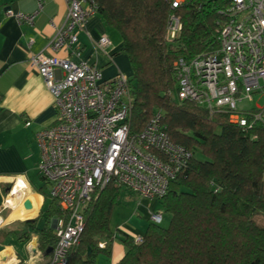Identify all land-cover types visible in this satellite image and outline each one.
Segmentation results:
<instances>
[{"label": "trees", "instance_id": "16d2710c", "mask_svg": "<svg viewBox=\"0 0 264 264\" xmlns=\"http://www.w3.org/2000/svg\"><path fill=\"white\" fill-rule=\"evenodd\" d=\"M93 2L95 15L119 35L120 54L132 70L130 133H140L160 113L164 132L192 155L170 181L167 194L155 200L158 213L169 216V225L148 219L141 244L120 233L125 255L118 264H264V127L244 131L226 115L209 114L177 97L174 63L217 50L230 0H192L181 6L182 29L174 42L165 39L171 0ZM45 186L38 193L48 200ZM120 193L111 183L89 204L80 243L69 253L68 264H93L98 254H111L115 235L110 221ZM62 216L58 202L50 199L39 217L44 218L41 229L38 219L22 226L38 234L46 250L56 241L50 223ZM26 230L10 234L28 239Z\"/></svg>", "mask_w": 264, "mask_h": 264}, {"label": "built area", "instance_id": "2783aa9c", "mask_svg": "<svg viewBox=\"0 0 264 264\" xmlns=\"http://www.w3.org/2000/svg\"><path fill=\"white\" fill-rule=\"evenodd\" d=\"M191 1L171 0L167 41L178 38L182 25L177 10ZM65 2L64 24L56 28L48 49L80 59L78 36L95 15L96 4L93 0ZM41 9L39 2L33 15L7 11L6 16L32 26ZM217 43L211 53L174 63L178 100L195 103L209 114H224L244 131L264 127V107L241 108L264 92V0H230ZM95 45L103 51L110 42L101 37ZM28 63L43 79L56 110L55 123L36 134L37 174L47 186L49 199L57 201L63 212L52 223L56 241L46 264H68V255L78 247L85 228L84 212L103 189L114 183L140 199H161L192 155L164 132L160 113L140 133H130L132 98L123 74L103 80L85 61L43 53L30 55ZM148 219L161 224L163 217L153 212ZM133 241L141 244L142 237Z\"/></svg>", "mask_w": 264, "mask_h": 264}, {"label": "crops", "instance_id": "0c3cea01", "mask_svg": "<svg viewBox=\"0 0 264 264\" xmlns=\"http://www.w3.org/2000/svg\"><path fill=\"white\" fill-rule=\"evenodd\" d=\"M39 2L42 9L35 16L32 26L19 25L14 18L6 16L7 11L33 15ZM66 13L65 0H0V232L6 233L0 235V264H46L51 254H46L48 248L43 250L40 247L38 234L22 226L25 222L38 219L37 227H43L44 218L39 217L50 199L45 200L38 189L30 186V181L31 176L37 174L40 161L36 134L51 127L56 120L54 100L43 79L30 68V55L43 53L48 57L69 58L74 62L85 61L99 71L103 80L130 71L128 59L120 54V38L97 15L90 18L84 32L78 36L80 59L69 57L64 51H50L48 45L56 28L64 24ZM101 37H106L110 42L103 51L95 45ZM27 123L29 126H26ZM18 181L26 185L23 196L24 189L21 188H18L20 194H14ZM135 198L139 209V213L136 212L138 219L134 213L122 210L121 214L126 219L114 225L115 230L110 226L115 235L111 254H98L93 264H118L125 255V249L118 239L120 233L132 239L143 237L149 225L147 217L150 213L159 212L157 205L150 207L144 203L145 200ZM26 200L31 203L30 211L23 208ZM112 216L114 219L115 210ZM141 217L142 220L139 219ZM55 220L49 226L53 232L52 223ZM24 229L30 233L28 239L10 234L25 232Z\"/></svg>", "mask_w": 264, "mask_h": 264}, {"label": "rangeland", "instance_id": "374dc122", "mask_svg": "<svg viewBox=\"0 0 264 264\" xmlns=\"http://www.w3.org/2000/svg\"><path fill=\"white\" fill-rule=\"evenodd\" d=\"M113 33L115 34L116 37L119 38V35L116 32L113 31ZM121 57H124L125 59H127L126 56H124V55H121ZM127 64L129 65L128 61H127ZM129 67H130V65H129ZM129 70H130L129 73H122L128 79L132 77L131 68ZM256 107H264V92L261 95H254L251 102H245L243 105H241L242 109H248V110H254ZM31 177H32V181H30V182L32 185H30V186L32 188L37 190V189H39L45 185L44 182H42V180L40 179V177L37 174H35L34 176H31ZM45 190L47 192V186H45ZM135 197H137V196L132 194L126 188H121L120 204L116 208H114L116 216L114 219L112 216L111 221H110V226L112 227L111 228L112 230H115L116 224H119V222H121V220L126 219V217L123 214H121L122 210L123 211L128 210L129 214L134 213V216L136 217V219H138L136 212L139 213V211H138L139 209L136 207L135 202L137 201V198H135ZM144 203H147V205H149L150 207H154V205L156 207V205H157V208L159 209V204L156 201H146L145 200ZM150 204H153V205H150ZM151 209L153 210V208H151ZM147 218H149V216ZM139 219L142 220V217ZM115 221H116V223L114 224L113 222H115ZM168 225H169V216L163 214V223L161 224V226L167 227Z\"/></svg>", "mask_w": 264, "mask_h": 264}, {"label": "water", "instance_id": "95a60500", "mask_svg": "<svg viewBox=\"0 0 264 264\" xmlns=\"http://www.w3.org/2000/svg\"><path fill=\"white\" fill-rule=\"evenodd\" d=\"M10 192V191H9ZM23 208L24 210L26 211H30L32 209V206H31V203L26 200L23 202ZM52 252V247H49L47 250H46V254H50ZM90 253V249H88V254Z\"/></svg>", "mask_w": 264, "mask_h": 264}, {"label": "bare ground", "instance_id": "6f19581e", "mask_svg": "<svg viewBox=\"0 0 264 264\" xmlns=\"http://www.w3.org/2000/svg\"><path fill=\"white\" fill-rule=\"evenodd\" d=\"M17 184H18V185H17V186L15 187V189H14V194H15V195L20 194V193L18 192V191H19L18 188H21V189H24L22 196L25 195L26 193L24 194V192H26V191H25V190H26V185H25L24 183H22L21 181H18Z\"/></svg>", "mask_w": 264, "mask_h": 264}]
</instances>
